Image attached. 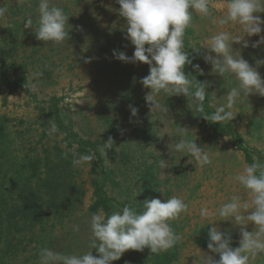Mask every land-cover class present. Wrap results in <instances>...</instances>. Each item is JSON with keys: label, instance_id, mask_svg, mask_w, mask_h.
<instances>
[{"label": "rangeland", "instance_id": "rangeland-1", "mask_svg": "<svg viewBox=\"0 0 264 264\" xmlns=\"http://www.w3.org/2000/svg\"><path fill=\"white\" fill-rule=\"evenodd\" d=\"M54 2L71 16L70 39L59 44L37 40L31 29L24 28L28 16L32 17L35 28L38 0H0V7L8 10L0 18V72L4 71L6 78L13 83L17 78L25 77L30 93L36 97L32 100L22 89L9 92L0 84V128L5 129L9 142V156L1 160V174H10L19 165L27 166L30 158L42 157L45 146L64 149L63 133L48 134L50 122L54 121L48 116L52 109L49 99L60 98L58 114L78 138L96 142L100 154L101 145L109 137L114 141L107 156L101 154L102 164L96 169L97 174L110 172L105 189L111 198L136 203L142 183L141 172L145 166H150V178L154 177L156 192L152 198L163 201L175 195L189 204L188 212L183 213L178 221L171 222L175 231L182 235L176 245L178 258L173 264H201L203 257L212 253L207 248L210 221L201 218L200 209L207 207L210 212L215 211L236 194L251 199L233 181V176L249 165L244 153L230 136L216 135L210 126L200 124L197 112L188 108V100L183 95L167 97L161 93L157 98L167 104L169 112L151 111L145 100L150 89L140 82L149 74V65L125 63L113 57V50L122 51L129 57L134 53V46L125 39L126 21L119 16L120 6L116 0ZM225 4L226 0H212V15L221 16ZM259 15L264 19V13ZM218 31L243 35L239 25L221 28L198 14L193 16V24L185 30V48L192 54L195 65L203 71L200 81L211 82L212 86L207 90L216 95L211 106L214 111L215 106L224 103L227 90L236 86L238 81L229 75L220 77L213 73L211 64L203 59L206 50L197 53L191 48L199 47L206 36ZM245 39L249 41V47L234 44L233 48L255 66L256 59H264V44L251 47L260 36ZM258 70L264 78V66ZM130 105L138 109L134 117ZM233 111L237 113L235 118L224 123L238 133L245 145L259 151L264 162V96L250 94L248 101L238 103ZM43 122L44 128L41 127ZM180 127H185L183 138L196 139L197 145L209 153L210 165L200 168L186 153L170 152L169 145L181 138L176 132ZM75 148L74 145L71 152ZM74 157L78 156L74 154L72 160ZM161 159L166 160L168 167H160ZM94 161L95 164L92 161L73 166L77 172L75 180L82 186L84 195L71 220L56 225L51 235L53 244L45 247L67 254L90 250L89 220L93 213L88 209L94 201L91 170L97 164L96 158ZM217 223L221 230L231 233L232 246L238 247L239 226H234L231 221ZM74 224L80 225L79 232H73ZM248 230H254V226L249 225ZM33 252L22 254L8 264H39V254L27 261L36 253ZM92 252L97 255L95 249ZM139 258L140 251L128 250L112 264H151ZM252 264H264V255L257 256Z\"/></svg>", "mask_w": 264, "mask_h": 264}, {"label": "clouds", "instance_id": "clouds-1", "mask_svg": "<svg viewBox=\"0 0 264 264\" xmlns=\"http://www.w3.org/2000/svg\"><path fill=\"white\" fill-rule=\"evenodd\" d=\"M116 3L120 6L119 16L126 21L125 39L134 46V53L129 57L122 51L113 50V57L125 63L142 62L149 65V74L140 82L150 89L145 100L151 111L162 114L169 112L167 104H162L157 98L161 93L167 97L183 95L188 100L190 110L194 108L204 119L221 124L235 118L237 113L233 108L244 100L248 101L250 94L264 96V78L258 70L264 66V59H256L253 66L240 51L233 48L234 44L249 47L245 37L252 36H260V39L251 47L264 44V35H260L264 32V19L259 15L264 13V0H226L224 12L219 17L212 15V0H116ZM7 11V8L0 7V18ZM37 11L38 20L34 29L31 16L26 17L24 22V28L31 29L37 40L59 44L70 39L71 16L54 0H38ZM195 14L209 18L212 24L221 28L239 25L243 33L218 31L206 36L199 47L191 48L197 53L206 50L203 59L211 64L213 73L220 77L229 75L238 81L236 86L227 90L224 103L215 106L211 115L204 112V102L208 100L212 106V100L216 99L215 93L207 90L212 86L211 82H202L196 77L190 79V73H185L186 65L193 64L192 54L185 48V30L193 24ZM85 62L89 60L85 59ZM193 68L203 75L199 65H193ZM129 108L131 115L136 116L138 109L131 105ZM58 131V125L50 122L48 134ZM176 132L181 138L169 145L170 152L186 153L200 168L212 163L211 156L197 145L196 139L183 138L185 127L178 128ZM113 147L114 141L109 137L101 145L100 152L107 156ZM93 160L94 154H81L74 157L72 164L77 167ZM159 164L163 169L168 167L166 160L161 159ZM233 181L251 199L246 200L236 194L215 211L210 212L207 207L200 209L201 218L210 221L207 248L212 253H207L201 264H252L257 256L264 255V162L254 158L253 163L245 165L242 171L233 176ZM188 210L189 204L175 195L163 201L160 198L145 199L142 208L129 203L110 215L100 209L89 220V251L67 254L43 247L39 251V264H112L128 250L142 252L145 248L151 254L159 255L182 240V235L175 231L171 222L178 221ZM220 221H231L234 226H239L238 247L232 246L231 233L221 230L217 223ZM249 225H253L254 230L249 231ZM72 230L79 232L80 225L74 224ZM93 249L97 255H93Z\"/></svg>", "mask_w": 264, "mask_h": 264}, {"label": "trees", "instance_id": "trees-1", "mask_svg": "<svg viewBox=\"0 0 264 264\" xmlns=\"http://www.w3.org/2000/svg\"><path fill=\"white\" fill-rule=\"evenodd\" d=\"M193 65L194 59L192 65H186V74L190 73V79L196 77L200 80V74L194 71ZM0 84L9 92L22 89L32 100H36L27 87L25 77L17 78L13 83L6 78L5 72L1 71ZM59 101L60 98L57 97L49 99L52 111L50 110L48 116H52L58 125V132L63 133L64 149L45 146L42 157L30 158L27 166L19 165L10 174L8 172L1 174V160L9 156L7 154L9 142L5 129L0 128V264H8L29 251L36 253L27 258V261L36 258L41 248L53 244L54 238L51 235L56 225L71 220L77 204L84 195L82 186L75 180L77 172H74L72 164L74 154L77 156L81 152L94 154L97 160V164L91 170L94 201L88 209L90 213L103 209V212L109 215L129 204L126 201L118 202L108 195L105 186L110 181V172L97 174L96 171L97 165L102 164L97 143L78 138L71 128L64 124L58 114ZM204 112L208 115L214 112L207 100L204 102ZM197 119L200 124L210 126L216 135L230 136L237 148L244 153L249 165L253 163V155L263 162L261 153L245 145L229 124L212 123L198 112ZM44 126L43 122L41 127ZM74 145L76 148L71 152ZM150 170V166H145L141 172L142 183L139 192L143 191L138 195L137 202L132 203L134 206L142 208V202L151 199L156 193L154 177L150 178L152 176ZM177 258L178 249L175 246L159 255L151 254L150 250L145 248L144 251H140L139 260L151 264H173Z\"/></svg>", "mask_w": 264, "mask_h": 264}]
</instances>
